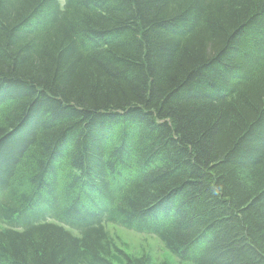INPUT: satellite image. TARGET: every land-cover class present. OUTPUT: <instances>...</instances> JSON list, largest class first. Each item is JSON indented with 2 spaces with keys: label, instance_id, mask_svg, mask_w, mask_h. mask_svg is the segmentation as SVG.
I'll return each instance as SVG.
<instances>
[{
  "label": "trees",
  "instance_id": "1",
  "mask_svg": "<svg viewBox=\"0 0 264 264\" xmlns=\"http://www.w3.org/2000/svg\"><path fill=\"white\" fill-rule=\"evenodd\" d=\"M109 224L264 264V0H0V264H145Z\"/></svg>",
  "mask_w": 264,
  "mask_h": 264
},
{
  "label": "rangeland",
  "instance_id": "2",
  "mask_svg": "<svg viewBox=\"0 0 264 264\" xmlns=\"http://www.w3.org/2000/svg\"><path fill=\"white\" fill-rule=\"evenodd\" d=\"M107 229L115 238V243L122 247L124 251L139 263L161 264L164 261H167L168 264H193L190 262H179V260H177L156 237H148L149 239H145L146 235L138 234L136 232H133V234L130 230L110 224L107 226ZM148 253H150L149 260L146 258V256L149 255ZM119 263L121 264V262Z\"/></svg>",
  "mask_w": 264,
  "mask_h": 264
}]
</instances>
